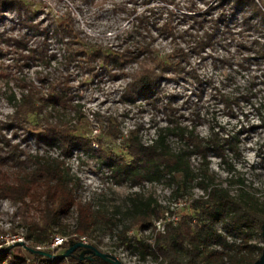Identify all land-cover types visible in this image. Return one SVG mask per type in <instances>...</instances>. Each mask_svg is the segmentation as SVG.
<instances>
[{"label":"rangeland","instance_id":"rangeland-1","mask_svg":"<svg viewBox=\"0 0 264 264\" xmlns=\"http://www.w3.org/2000/svg\"><path fill=\"white\" fill-rule=\"evenodd\" d=\"M177 1L176 7L168 0H0V157L8 156L12 144L22 150L23 159L38 154L64 160L77 199L90 204L96 212L106 213L108 219L107 222L97 219L86 239L124 264L162 262L151 256L139 261V256L130 253L119 237L121 229L129 223L118 214L119 206L129 194L135 191L152 194L176 215L187 212L183 207L185 201L177 202L171 195L172 188L163 182L145 183L144 187H131L129 181L116 183L105 155L132 161L125 146L128 135L138 134L145 144L151 143L157 128L167 125L175 113L182 123L195 125L200 136L215 138L219 145L228 148L227 140L235 139L240 155L225 150L234 164V174L245 181L248 189L264 190V124L256 109L264 99V92L260 91L264 88L263 19L249 8L250 20L238 13L212 31L215 23L211 15L219 14L217 0H209V5L203 0ZM192 1L197 6L189 10ZM254 2L264 12V0ZM166 6L175 10V23L181 30L191 23L181 13L206 15L204 26L195 23L198 30L190 28L184 38L165 40L153 26L164 23ZM211 6L214 7L209 11ZM67 11L75 16L82 30L80 41L60 38L54 33L65 21ZM142 16L148 17L156 37L153 40L159 48L156 52L147 50L152 40L139 19ZM248 21H258L259 25L249 26ZM204 30L214 32L210 38L213 43L200 51L193 45L190 49L186 41H192L197 31L204 36ZM180 47L190 50V63H184L180 70L167 67L158 70L157 64L169 62L167 54H176ZM81 48L83 52L79 51ZM118 55L127 60L120 63ZM144 67L156 70H143ZM152 73H159L160 77L153 97L147 99L139 92L140 82ZM29 83L43 95L53 89L61 94L62 88H67L73 98L72 106L58 113L47 105L41 114L30 116L31 124L39 126L33 129L18 118L16 108L8 101L11 94L20 100ZM59 120L86 139L85 149L79 147L65 156L58 144L40 139L39 130ZM114 131L118 137L113 136ZM192 160L196 164L198 157ZM208 160L210 169L220 178L230 177L213 151ZM4 162L0 165V249L15 242L24 244L20 254L33 262L36 257L28 254L24 246H30L26 235L31 223L41 218V209L7 195L6 183H16L21 174L7 160ZM192 192L194 197L202 194L197 188ZM62 220L73 226L76 214L73 212ZM166 221L155 222L146 230L134 227L130 235L151 242ZM216 229L225 234L221 223ZM68 239L63 246L80 241L76 235ZM251 244L264 247V237L256 235ZM59 247L50 253L59 254Z\"/></svg>","mask_w":264,"mask_h":264},{"label":"trees","instance_id":"trees-1","mask_svg":"<svg viewBox=\"0 0 264 264\" xmlns=\"http://www.w3.org/2000/svg\"><path fill=\"white\" fill-rule=\"evenodd\" d=\"M203 1L209 5V0ZM168 3L179 6L177 0H168ZM190 6L189 10H193L197 3L192 1ZM217 6L219 14L211 15V21L215 23L212 31L219 29L222 22L227 23L230 17L238 13L246 21L250 20L247 14L249 8L261 15L264 23V12L254 0H217ZM166 7L167 18L164 23L153 26L157 35L165 40H176L180 36L184 38L191 29L198 30L195 23L204 26L206 15L181 13L187 22H191L188 27L181 30L175 23V10ZM213 7H209L208 10L211 11ZM139 19L152 40L147 45L148 52H156L159 48L153 42L156 37L149 26L148 17L142 16ZM248 24L257 26L259 22L248 21ZM59 26L60 28L54 30L56 36L80 41L82 30L77 26L76 18L71 11H67L65 21ZM208 31L211 30H204V36L198 35L197 31L192 41L187 40L190 49L197 48L200 51L204 46L210 47L212 42L210 38L215 34L214 32L209 34ZM176 50V54H167L166 59L169 62L163 60L165 66L157 64L158 70L166 67L180 70L184 63H190V50L182 47ZM79 51L83 52L82 48ZM84 53L88 51L84 50ZM261 56L264 57V52ZM125 59L127 60L122 56L118 61L122 63ZM145 68L147 67L143 70ZM159 77V73H152L141 80L139 92L147 99L153 97L152 93ZM23 89L26 92L20 100L11 94L8 101L16 108L18 118L33 129H39V126L31 124L30 116L41 114L47 105L58 113L66 112L72 106V95L66 92L65 87L62 88L61 94L53 89L46 95H43L33 83H29ZM260 91L264 92V88ZM256 109L264 124V99H261ZM81 117L82 114L78 115L79 122L82 121ZM173 117L174 119L167 125L157 128L156 137L151 143L145 144L138 134L132 133L127 136L125 146L132 161L124 162L117 156L105 155L117 184L129 181L131 187H144L145 183L163 182L172 188L171 195L177 202L185 201L183 207L187 209L186 214L179 215L177 221H166L164 231L156 233L149 242L148 239L131 236L132 228L149 229L155 222L166 220L167 216L176 212L160 204L152 194L132 192L119 206L121 210L118 214L121 213L122 217L129 221L119 234L122 243L130 253L139 256V261L151 256L156 261L162 259L161 264H257L264 247L257 248L251 242L256 235L264 237V190L259 192L248 189L245 181L234 174V164L227 157L225 150L239 156L241 151L236 140L232 138L227 140L230 147L226 148L219 145L215 138L207 139L200 136L196 126L182 123L179 115L173 113ZM76 131L59 120L56 124L48 123L47 128L39 130L37 134L49 144H58L63 155L69 156L74 149L79 147L85 149L86 139L76 134ZM113 136L118 137V133L114 131ZM9 147L8 156L0 157V165L7 160L6 163L14 165L21 176L17 178L16 183H6L7 195L24 204L38 205L41 209V218L31 223L29 233L26 235L30 246H27L25 251L36 257L33 262H28L26 257L21 256L23 246L15 242L0 249V264H111L94 256L85 248L76 249L67 258L57 259L30 250L40 247L50 253V246L56 237L68 238L76 235L80 240L89 236L97 219L103 222H107L108 219L106 213L96 212L90 204L77 199L64 160L38 154L28 155L23 159L22 150L18 145L10 144ZM212 151L220 158V165L230 176L225 180L210 169L208 157ZM195 156L198 157L196 164L192 160ZM194 188L200 189L202 194L194 197L192 192ZM73 212L76 214L75 224L71 226L64 223L62 218ZM219 223L225 234L216 229ZM66 244L67 242L64 243ZM68 247L61 245L60 253Z\"/></svg>","mask_w":264,"mask_h":264},{"label":"water","instance_id":"water-1","mask_svg":"<svg viewBox=\"0 0 264 264\" xmlns=\"http://www.w3.org/2000/svg\"><path fill=\"white\" fill-rule=\"evenodd\" d=\"M21 245H24V244H21ZM24 247L27 248V246H24ZM78 248L88 249L89 251L92 252V254L94 256L100 257L103 260H105L111 264H124L116 256L109 254V253L102 252L96 246H94L90 243L82 242V241H77L74 244H71V246H69L63 253L56 254V255H53V254L46 252L45 250H42L39 248H36V249L30 248V250L34 253L44 255V256H47V257H50L53 259H57L60 257L67 258V257L71 256L74 253V251ZM257 264H264V250H263V254L261 256V259L257 262Z\"/></svg>","mask_w":264,"mask_h":264},{"label":"built area","instance_id":"built-area-1","mask_svg":"<svg viewBox=\"0 0 264 264\" xmlns=\"http://www.w3.org/2000/svg\"><path fill=\"white\" fill-rule=\"evenodd\" d=\"M179 219V217H178V215H176V214H173V215H171V216H167V221L169 220H172V221H177ZM159 222V221H158ZM164 228H165V224L163 225V227H162V230L161 231H164ZM80 241H82V242H85V243H89L88 242V240L86 239V237H82L81 239H80ZM65 242H69V239L68 238H61V237H56L55 239H54V242L52 243V245L50 246V249H55V248H57L58 246H61V245H63Z\"/></svg>","mask_w":264,"mask_h":264}]
</instances>
